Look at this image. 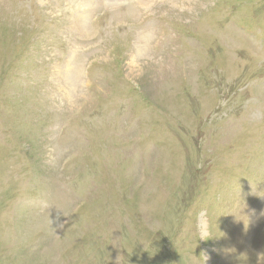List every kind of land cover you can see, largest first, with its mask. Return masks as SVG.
<instances>
[{
	"label": "rangeland",
	"instance_id": "rangeland-1",
	"mask_svg": "<svg viewBox=\"0 0 264 264\" xmlns=\"http://www.w3.org/2000/svg\"><path fill=\"white\" fill-rule=\"evenodd\" d=\"M0 264H264V0H0Z\"/></svg>",
	"mask_w": 264,
	"mask_h": 264
}]
</instances>
